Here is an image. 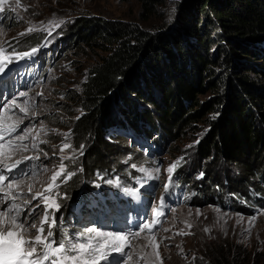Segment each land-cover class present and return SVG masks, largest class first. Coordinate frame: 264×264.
I'll list each match as a JSON object with an SVG mask.
<instances>
[{"label":"rangeland","instance_id":"374dc122","mask_svg":"<svg viewBox=\"0 0 264 264\" xmlns=\"http://www.w3.org/2000/svg\"><path fill=\"white\" fill-rule=\"evenodd\" d=\"M187 2L192 1L154 0L152 12L144 10L142 0H3L0 3V48L4 49L5 56L4 72L0 73V126L6 136V130L13 125L19 126L18 132L30 130L24 143L29 149L35 143L42 150L13 153L6 147L0 156L3 162L0 167L24 156L39 155L40 158L24 166V171L31 173L30 177H20L24 184H14L8 189L5 181L0 187L10 200L18 192H28L30 184L33 194L43 192L53 183L51 177L59 170L63 156L68 170L75 171L76 175L56 189L57 200L63 204L62 210L56 213L60 232L76 235L92 228L127 237L119 243L128 254L110 252L109 261L101 264H207L206 254L220 250L224 254L240 252L242 257L249 255L254 260L259 256L264 261V207L235 210L226 203L209 204L201 197L191 202L198 190L186 192L185 187L180 188L181 175L196 176L199 180L197 177L203 172L200 164L205 159L198 153V145L210 129L207 117L169 139L161 132L151 135L146 134L148 130L141 134L124 132L129 137V146L136 145L140 153L125 155L121 167L111 173L100 170L88 173L83 164L86 149L79 154L74 138L75 119L83 113L79 99L81 85L89 68L107 55L102 46L78 39L74 25L89 17L100 22L105 19L136 24L155 32L163 27L173 31L178 16L186 14ZM28 29L33 31L20 35ZM33 47L38 51L30 59H15L18 53ZM240 68L241 72L245 69ZM213 94L208 92L199 98L207 101ZM22 107L30 109L31 119L23 118ZM65 144L69 147L64 148ZM43 153L48 154L47 159ZM180 157L186 163L174 170L170 183L167 170ZM217 159L212 157L208 162L214 165L213 171L221 182L227 183L228 175L241 167ZM45 165L47 171L42 170ZM4 174L16 179L14 173ZM226 189L229 190L228 185ZM211 191L216 193L214 189ZM65 194L68 198L61 201ZM184 197L188 201H183ZM159 219L163 223L154 227V235L141 231L144 223ZM4 227H12L7 219ZM132 233L139 235L132 236Z\"/></svg>","mask_w":264,"mask_h":264},{"label":"trees","instance_id":"16d2710c","mask_svg":"<svg viewBox=\"0 0 264 264\" xmlns=\"http://www.w3.org/2000/svg\"><path fill=\"white\" fill-rule=\"evenodd\" d=\"M153 1L142 0L146 12ZM191 1L173 31L89 17L74 25L78 39L107 52L81 85L83 113L72 128L86 149L84 169L111 173L125 155L140 153L124 132L169 139L207 117L210 129L198 145L206 177L181 175L180 188L198 190L191 202L264 207V0ZM212 91L209 100L199 98ZM212 157L241 169L223 183ZM217 252L206 254L207 264H264L259 256Z\"/></svg>","mask_w":264,"mask_h":264},{"label":"snow or ice","instance_id":"6c2138e0","mask_svg":"<svg viewBox=\"0 0 264 264\" xmlns=\"http://www.w3.org/2000/svg\"><path fill=\"white\" fill-rule=\"evenodd\" d=\"M2 2L3 0H0V3ZM60 24H63V21ZM60 24H57L56 27H60ZM32 31V29H28L20 35L25 36ZM37 51L38 49L33 47L30 51L18 53L15 59H30ZM4 60V49L0 48V73L4 72ZM8 62L11 63V60ZM39 95H42V93ZM27 103L28 101H25V104ZM28 111L30 109L23 107L20 109V112L24 114V119H31L28 116ZM79 118L77 117V119ZM18 127V125L9 127L6 130L8 133L6 136L5 130L0 126V156H3V150L6 147L12 149L13 153L29 150L42 151L35 143L29 149V145L24 141L28 138L30 130H20V132H23V134H20ZM67 147L69 145L65 144L64 148ZM84 147L83 145L79 147V154H83ZM61 152H63V148ZM43 155L46 159L48 158L47 153H43ZM39 158V155L35 157L24 156L22 159H15L14 163L10 165L0 167V185L8 181L7 188L11 189L14 184H24V179L20 177L31 176V173L24 171V166L31 163L33 159ZM60 159L59 170L55 171L51 177L53 183L49 184L43 192L33 194L32 185L30 184L28 192H18L10 200L4 194V188L0 187V264H101L102 261H109L110 252L119 253L121 256L128 254L119 243L127 240V237L120 234L92 228L76 235L60 232L56 213L62 210L63 204L57 200L59 193L56 192V189L60 188V184L66 183L72 176L76 175L75 171L68 170L67 164L64 163V157L61 156ZM182 163H186L184 157H180L168 168L170 183L173 180L174 170L182 166ZM2 164L3 162L0 160V165ZM42 170L47 171V166L45 165ZM80 171H83V169H80ZM156 171H159V169ZM5 172L14 173L16 179H13L12 176H6ZM61 177H63L62 180ZM197 178L203 179L204 173L201 172ZM58 180L60 183H56ZM67 198L65 194L60 200ZM18 200L23 201V203H18ZM199 214L198 211L197 215ZM5 219L10 221L12 227H4ZM251 220H255V217H252ZM162 223V219L144 223L141 231L147 230L154 235V227H158ZM188 227L190 228L191 225ZM131 235L138 236L139 233H132ZM128 248L131 249L130 244Z\"/></svg>","mask_w":264,"mask_h":264},{"label":"bare ground","instance_id":"6f19581e","mask_svg":"<svg viewBox=\"0 0 264 264\" xmlns=\"http://www.w3.org/2000/svg\"><path fill=\"white\" fill-rule=\"evenodd\" d=\"M16 62V61H15ZM1 79H4V77H2V75H1ZM2 92H4V91H2ZM3 95V94H2Z\"/></svg>","mask_w":264,"mask_h":264}]
</instances>
